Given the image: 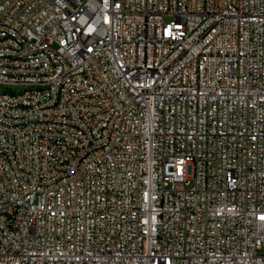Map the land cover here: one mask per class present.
<instances>
[{"label": "built area", "instance_id": "obj_1", "mask_svg": "<svg viewBox=\"0 0 264 264\" xmlns=\"http://www.w3.org/2000/svg\"><path fill=\"white\" fill-rule=\"evenodd\" d=\"M262 217L264 0H0V264H264Z\"/></svg>", "mask_w": 264, "mask_h": 264}, {"label": "rangeland", "instance_id": "obj_2", "mask_svg": "<svg viewBox=\"0 0 264 264\" xmlns=\"http://www.w3.org/2000/svg\"><path fill=\"white\" fill-rule=\"evenodd\" d=\"M2 90H5V87H3Z\"/></svg>", "mask_w": 264, "mask_h": 264}, {"label": "snow or ice", "instance_id": "obj_3", "mask_svg": "<svg viewBox=\"0 0 264 264\" xmlns=\"http://www.w3.org/2000/svg\"><path fill=\"white\" fill-rule=\"evenodd\" d=\"M262 218H264V217H262Z\"/></svg>", "mask_w": 264, "mask_h": 264}]
</instances>
